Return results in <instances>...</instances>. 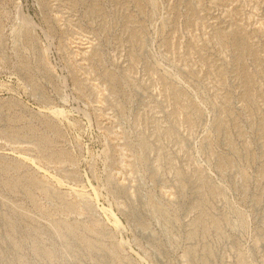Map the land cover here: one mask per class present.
Masks as SVG:
<instances>
[{"label":"rangeland","instance_id":"rangeland-1","mask_svg":"<svg viewBox=\"0 0 264 264\" xmlns=\"http://www.w3.org/2000/svg\"><path fill=\"white\" fill-rule=\"evenodd\" d=\"M263 243L264 0H0V264Z\"/></svg>","mask_w":264,"mask_h":264},{"label":"bare ground","instance_id":"bare-ground-1","mask_svg":"<svg viewBox=\"0 0 264 264\" xmlns=\"http://www.w3.org/2000/svg\"><path fill=\"white\" fill-rule=\"evenodd\" d=\"M49 5H50V3H49ZM51 5H52V3H51ZM27 20V22H29V24L31 25V26H33L34 25V22L30 19V18H27L26 19ZM29 24H28V27H29ZM18 32H20V30L18 31ZM21 33V32H20ZM19 33V34H20ZM18 34V35H19ZM21 35V34H20ZM19 35V36H20ZM154 171L156 172V173H158V169L157 168H155L154 169ZM119 186H120V188L121 189H124V187H125V185H124V183H122V184H119ZM126 186H127V184H126ZM135 186V185H134ZM134 188V187H133ZM138 188H139V186H138ZM138 188L136 189V190H138ZM126 190H124L127 194H128V197H129V199H130V201L131 202H133V203H135L137 200L139 201V199L140 198H138V196L139 195H137V193L135 192V189L133 190V189H130V187L129 186H127V188H125ZM139 194V193H138ZM143 196V195H142ZM145 197V196H144ZM141 199H143V198H141ZM146 199V198H145ZM144 200V199H143ZM156 213H158V214H161V216L159 217V219L163 222V224H164V227H165V231H167V232H169V230L172 228V226L175 224V220H174V218L172 219L167 213H165V212H163V211H161V210H159V209H156V211H155ZM166 232V233H167ZM145 234L148 236V237H152V235L149 233V232H145ZM259 244V242H257V245ZM264 244V243H263ZM262 244V245H263Z\"/></svg>","mask_w":264,"mask_h":264}]
</instances>
